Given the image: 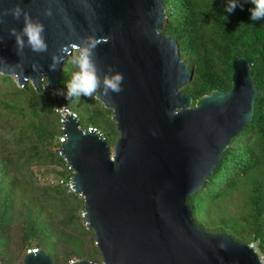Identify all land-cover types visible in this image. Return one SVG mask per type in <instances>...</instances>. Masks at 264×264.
I'll return each instance as SVG.
<instances>
[{
  "label": "water",
  "instance_id": "obj_1",
  "mask_svg": "<svg viewBox=\"0 0 264 264\" xmlns=\"http://www.w3.org/2000/svg\"><path fill=\"white\" fill-rule=\"evenodd\" d=\"M165 18L163 0H0V73L58 92L64 62L81 52L119 136L110 148L65 114L59 153L101 264H260L246 242L198 227L188 204L253 119L249 62L233 61L230 90L193 102L179 91L193 70L161 33ZM22 264L53 262L35 249Z\"/></svg>",
  "mask_w": 264,
  "mask_h": 264
},
{
  "label": "trees",
  "instance_id": "obj_2",
  "mask_svg": "<svg viewBox=\"0 0 264 264\" xmlns=\"http://www.w3.org/2000/svg\"><path fill=\"white\" fill-rule=\"evenodd\" d=\"M163 3L161 33L175 40L193 70L179 89L193 102L213 90H230L233 61L241 56L249 62L257 86L253 119L188 204L201 229L246 243L259 239L264 252V0ZM79 60L67 76L62 68L55 98L42 86H19L0 73V264H22L31 249L42 250L53 264L102 261L94 232L85 225L84 200L67 186L73 171L58 150L62 131L54 103L71 108L83 130L97 128L110 148L119 134L112 111L95 98L89 68ZM236 191L244 198L239 210L219 208Z\"/></svg>",
  "mask_w": 264,
  "mask_h": 264
},
{
  "label": "built area",
  "instance_id": "obj_3",
  "mask_svg": "<svg viewBox=\"0 0 264 264\" xmlns=\"http://www.w3.org/2000/svg\"><path fill=\"white\" fill-rule=\"evenodd\" d=\"M44 79L45 78H41L40 79V86H42V88L47 91L49 93V96L51 98H55V91H50L47 89V82H44ZM54 111L58 114L59 116V121L61 123V131H62V125H63V121L65 120V114H71L73 118L77 119L78 120V117H77V114L71 109L69 108L68 106L66 105H63V104H59L57 102L54 103ZM88 130H95L98 135H100L99 131L97 130V128L95 127H89ZM83 131H86V130H83ZM101 136V135H100ZM64 141V135L63 133L61 132V136L59 138V141H58V145H60L62 142ZM58 150H59V147H58ZM70 168V167H69ZM73 171V170H72ZM74 173V172H73ZM67 186H68V189L70 191H73V188H72V184H71V179L70 181L67 183ZM250 248H252L255 252V254L257 255L258 257V260L260 262V264H264V252H262L260 249H259V239H253L251 240L250 242L247 243ZM32 250H35V249H32ZM32 250H28L29 251H32Z\"/></svg>",
  "mask_w": 264,
  "mask_h": 264
},
{
  "label": "rangeland",
  "instance_id": "obj_4",
  "mask_svg": "<svg viewBox=\"0 0 264 264\" xmlns=\"http://www.w3.org/2000/svg\"><path fill=\"white\" fill-rule=\"evenodd\" d=\"M79 55H80V51L79 50H75L73 52V55L68 60L65 61L64 67H63L64 70H65V76H67V73H68L67 71L74 65V61L76 59L79 60ZM60 136H61V134L57 136V142L59 141ZM58 147H59V145H58ZM243 203H244V198H243L242 191H240V192L239 191H236L234 194H232L229 197H227L226 200L219 202L218 205H219V208L221 206H223L224 207L223 209H225V208H226V210L227 209L228 210L232 209L233 211H236L237 212L239 210L238 209L239 205H242ZM213 233H215V232H213ZM27 252H28V250H27ZM74 261L75 260H71L69 264H71ZM97 263L98 264H101V261H99Z\"/></svg>",
  "mask_w": 264,
  "mask_h": 264
},
{
  "label": "bare ground",
  "instance_id": "obj_5",
  "mask_svg": "<svg viewBox=\"0 0 264 264\" xmlns=\"http://www.w3.org/2000/svg\"><path fill=\"white\" fill-rule=\"evenodd\" d=\"M68 62V61H67Z\"/></svg>",
  "mask_w": 264,
  "mask_h": 264
},
{
  "label": "clouds",
  "instance_id": "obj_6",
  "mask_svg": "<svg viewBox=\"0 0 264 264\" xmlns=\"http://www.w3.org/2000/svg\"><path fill=\"white\" fill-rule=\"evenodd\" d=\"M47 82V81H46Z\"/></svg>",
  "mask_w": 264,
  "mask_h": 264
}]
</instances>
